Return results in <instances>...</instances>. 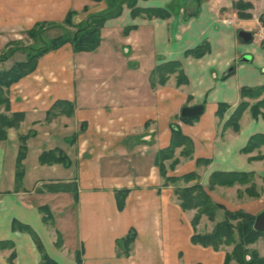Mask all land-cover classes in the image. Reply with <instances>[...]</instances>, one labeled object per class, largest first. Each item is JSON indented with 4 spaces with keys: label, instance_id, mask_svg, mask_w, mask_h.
Listing matches in <instances>:
<instances>
[{
    "label": "crops",
    "instance_id": "0c3cea01",
    "mask_svg": "<svg viewBox=\"0 0 264 264\" xmlns=\"http://www.w3.org/2000/svg\"><path fill=\"white\" fill-rule=\"evenodd\" d=\"M139 2L144 8H165L171 16L133 18L125 8L105 23L96 50L79 53L69 44L50 51L33 73L10 89V112L23 113L24 120L0 140V264L41 262L32 236L20 225L30 226L48 255L60 264H78L74 249L56 245V230L45 224L39 212L41 206L51 209L53 199L72 204L73 242L81 251L82 264L183 261L185 211L172 187L165 185L154 157L168 148L169 125L189 98L207 112L201 125L182 129L194 140L195 160L210 159L212 171L256 172L264 177V146L243 151L253 135H264V118L254 119L246 111L239 133L221 132L243 100L241 89L264 85V47L238 43L235 29L225 22L231 0ZM106 8L105 3L92 0H0V53L17 34L37 23L63 21L74 12V22L80 24ZM190 10L194 13L189 14ZM206 43L211 51L202 58L186 56ZM244 56L250 62L243 61ZM170 61L182 63L189 83L179 88L167 85L165 91L154 89L151 73ZM60 100L74 104L72 116L60 115L48 123V111ZM220 103L230 109L223 121H215L212 117ZM82 123L87 125L84 132ZM21 135L28 136L27 154L22 184L17 188L15 164ZM138 136L144 142L141 146L131 143ZM53 149L73 154L71 164H41V155ZM136 151L147 161L143 168L137 163ZM195 160L189 161L190 171ZM63 182L77 183V203L69 193L36 192L38 187ZM123 189L129 193L120 211L115 191ZM131 229L137 238L129 256H123L117 242ZM192 235L191 231L188 239L194 252L205 253L210 264L224 263L226 255L220 256L213 247L195 245Z\"/></svg>",
    "mask_w": 264,
    "mask_h": 264
},
{
    "label": "trees",
    "instance_id": "16d2710c",
    "mask_svg": "<svg viewBox=\"0 0 264 264\" xmlns=\"http://www.w3.org/2000/svg\"><path fill=\"white\" fill-rule=\"evenodd\" d=\"M96 1V0H95ZM109 8L102 13H96L89 16V21L86 24L79 28L78 30L81 32L89 31L87 36L83 38L80 36L68 37V39L62 38L61 36L52 39L49 44L50 46L45 45L42 48L38 49L37 51H33L30 55H27V59L22 62H18L11 67L9 70L0 71V106H4L7 111H11L10 107V99H9V89L19 82L22 78L26 77L27 75L33 73L38 67L39 60L46 55L47 52L58 50L59 48L63 47L66 44L71 43L73 48L76 52H93L96 50L101 44V35L102 29L105 26V23L108 20L116 19V17L120 16L123 13V7L118 9H114L112 2L109 3ZM129 8L131 9V16L133 18H137L140 16H146L149 19L152 18H169L171 15L166 9L152 7V8H143L138 7L137 4L128 3ZM73 12H69L68 16L66 17L67 24L72 23V15ZM94 20V21H92ZM44 26V23H37L33 30L28 32L29 34L33 35L36 31L37 27ZM130 29V28H129ZM211 51L208 44H203L200 47L195 49L189 50L186 53L187 57L193 56L195 58H202L205 54ZM179 73L178 84H187L188 78L186 74H184V70L182 68V63L180 61H170L166 62L165 64H160L154 68V71L151 73V86L154 87L156 83V78L158 75H161L162 80H160V84H165L170 76V74ZM264 94V85L263 87H251L247 88L244 87L241 89L240 96H242V101L237 106L234 114L229 119L228 123L225 124V128L231 126L234 128L236 132L240 130V118L243 113L250 108V105L245 99L251 98H259L262 97ZM218 115L221 116L223 111L227 109L225 104H220L218 108ZM75 110V106L73 103H70L65 100H60L54 104V106L48 111L47 116L48 119L50 117H55L60 114L72 116ZM252 115L255 119L259 116L264 118V97L260 104L251 107ZM23 113H13L12 116L9 118L4 114H0V140H5L8 135V131L13 128H19L21 123L24 120ZM185 122H192L189 120H184ZM28 136L21 135L19 137L20 146H19V154L17 158V172H16V183L17 188L21 187L23 176H24V165L23 161L26 157L27 151V141ZM247 146L243 149L245 153H250L254 151V149L264 146V135L263 134H255L253 135L249 141L247 142ZM184 147L183 150L184 155L186 157H190L193 154V143L192 140L183 132L173 126L171 132V139L168 148L159 150L156 154V163L155 165L159 167V171H161L162 177L165 179L166 183H175L177 180H185L186 182H191L196 179V175L194 173H187L184 174L182 178H175L169 177L168 171L165 170V162L173 158L175 151L178 148ZM262 159L264 157H261ZM66 154L63 151L58 149H53L48 152H44L40 157L41 164H62L66 162ZM203 160H198V163H201ZM205 163H209L210 160L204 161ZM253 176V173L247 172H236V171H218L213 173L210 176V184L211 187L214 186H231L234 183H241L245 182L246 177ZM38 194H42L45 192L48 193H70L72 194L73 198H75V202H78V193H79V186L77 183H51L49 185H44L42 187H38L36 189ZM129 193L128 189L123 190H116L115 197L117 199V207L120 211L124 210L127 195ZM175 194H177L180 200V206H182L183 210H196L198 211L196 218L193 220L192 224L195 227L201 216L209 217L211 220L216 219V212L222 205L215 204L210 195L204 191L200 184H195L191 187H183L177 188L175 190ZM39 212H41L44 217L43 220L45 224L53 225L54 215L49 206H41L39 207ZM228 218L225 222L217 225L214 229L212 234L202 236L199 234H194L191 237V241L195 245H202L204 247H213L215 250L218 249L222 243L226 244H234L236 243L234 240V233L237 231L238 235V242L234 247L233 253L227 254L223 264H228L231 261L236 260L238 263L244 264L242 262V256L244 255L243 248L248 245L257 242L259 237H264V234L256 232L253 225L255 222V217L252 215H248L246 213H230L228 212ZM233 220H240L237 225H232L231 222ZM15 225V224H14ZM17 226L15 225V228ZM19 228L22 231H25L32 236L35 244L37 245L39 252L41 253V262L39 264H60L57 260L53 259L48 255L45 248L43 247V243L40 240L39 236L35 233V231L27 225H20ZM137 238V232L134 229H131L129 233L125 236V238L121 239L117 242L119 249L122 251L123 256H129L132 246ZM57 242V246H60V240ZM78 264H82L81 253H78L76 256ZM246 264H264V258H261L257 255L254 256L250 261L246 262Z\"/></svg>",
    "mask_w": 264,
    "mask_h": 264
},
{
    "label": "rangeland",
    "instance_id": "374dc122",
    "mask_svg": "<svg viewBox=\"0 0 264 264\" xmlns=\"http://www.w3.org/2000/svg\"><path fill=\"white\" fill-rule=\"evenodd\" d=\"M92 1L96 3H99V2L105 3L107 5V8L105 10L109 8L110 1L112 2L114 9L123 7V11L125 10V8L127 9L129 8L128 3H132L135 5L137 4L139 8L143 7L140 4L139 0H96V1L92 0ZM143 1H149V0H143ZM194 1L197 4L200 3V0H194ZM231 4H232L231 8L228 11L229 14L227 15L228 18L226 19L225 22H228L229 24H231V26L235 29V32H236L235 36H236V40L238 41V43L243 44L245 46L255 45L258 47H264V40L259 38V36L256 35L260 33V30H262V28L264 29V21H263L264 19V0H231ZM129 10L131 12L130 8ZM193 13H194L193 10H190L189 14H193ZM75 16H76V13L72 15L71 17L72 23L69 25L67 24L66 18H65V20L63 21L45 22L44 26H40L36 28V31H34L35 33L33 35L29 34L28 32H30V30H33L34 27L22 34H17V35L15 34L16 35L15 37L17 39H14L13 41H11L9 45H7L6 49L0 53V71L9 70L16 63L25 61L27 59L26 57L27 55H30L33 51H37L38 49L42 48L45 45L50 46L51 44H49V42L54 38L61 36L62 38L68 39V37H74V36L75 37L80 36L82 38L84 36H87L89 31L83 32L81 30L80 32L78 29L83 27L86 24V22L89 21L90 18L87 17L88 19L80 22V24H76V22H74V20H76ZM143 17H146V16H143ZM240 30H244V31L249 30L250 32H252V34L254 35L253 40L250 41L249 43H245L244 41H242L240 37L237 35V32ZM69 44L72 45L71 43ZM69 44H66V45H69ZM98 61H100L99 58H98ZM179 75L180 74L178 72L174 74H170L165 84H160V80H162V77L161 75H158V77L156 78V83L154 87L153 86L151 87H153L154 89L156 87H159L160 91H165V89L167 88L166 87L167 85L168 87H170L171 85H175L178 88L181 85H187L189 83V80L187 84H178ZM10 89H9V99H10V92H11ZM263 97H264V94L262 97L249 99L250 101L248 102V104L250 105V108L247 109L246 111H250L252 118L254 117L251 112V107L260 104L263 100ZM220 104H223V103H220ZM192 105H201V104H194L192 99L189 98L188 102H186L182 107H185V106L192 107ZM10 107H11V100H10ZM229 107L230 106L228 105L227 109L222 112L223 114L219 116L217 113L219 110L218 109L219 106H218L217 108L218 110L216 111V114L212 118L215 121L217 120L223 121L225 115L228 113L230 109ZM234 112L235 111H233L232 114L228 117L226 123H228L229 119L234 114ZM0 114H4L5 116L10 118L13 113L10 111H7L5 107L1 105ZM205 114H207V112ZM205 114H203L199 118H196V119L193 118L192 120H189V119H184L181 117V110H180L177 116L175 117V119L173 120L174 122H171V124L169 125L170 131L172 132L173 126L179 128L182 132H183L182 130L183 128L197 126L198 124H200L201 122L207 119V115ZM60 115L55 116V117H50L49 119H47L48 120L47 122L48 123L51 122L52 120L59 117ZM243 115L240 118V123H239L240 129H241V122H242L241 119ZM258 118H261V117L259 116ZM184 120H189L192 122L188 123V122H185ZM147 124H150V123H147ZM225 124H223L222 130H221L223 134H225V132L228 131L229 129L232 130L233 132H236L234 128L231 126H229L228 128L227 127L225 128ZM81 126H82L81 132H84L87 128V125L82 123ZM236 133H239V131ZM183 134L185 133L183 132ZM187 136L192 140V143L194 146V140L189 135ZM131 143L132 144L136 143L140 146L144 144V142L140 140L139 136L136 137V139L133 138ZM143 149L144 148L142 147V149L140 150H143ZM183 150H185L184 147L178 148L175 151L173 158H170V160L164 163L165 170L168 171L169 177L172 176L175 178H182L184 174L192 172L196 175V179L191 182H186L185 180H177L175 181V183L171 182L167 184L165 179L163 178L164 183H166L165 185L168 187H172L175 193V190L177 188L191 187V186H194L195 184H200L202 188L204 189V191L210 195L212 201L215 204L222 205V207H220V209L217 210L216 216H215L216 219L214 221L211 220L209 217H206L203 215L201 216L198 224L195 227H193L192 222L196 218V215L198 213L197 209L196 210H184L185 211V214H184L185 225H184V228H182V234H181V236H185V241L184 242L181 241L182 242L181 247L183 251L182 254H184V259L183 261L181 262L179 261V262L182 264H197L198 262H200L198 264H201V263L210 264L208 261L206 262L205 255H204L205 253L201 252L203 254L201 255L198 252H194L195 250L194 245L189 241L190 239H188L189 235L191 234V231L193 235L199 234L202 236H206V235L212 234L215 230L214 228L217 225L227 220L228 216L226 215L228 212L243 213V214L246 213L256 218L257 214L261 212L262 210H264V177L254 172L253 176L245 178V182L243 184L237 182V183L232 184L231 186L219 185V186L211 187V184L209 181L210 176L213 173L222 171V170L212 171V169L210 168L212 164L210 159L198 158L197 160H195V158L193 157L195 153V146L193 149V154L190 157H186L183 153L184 152ZM135 155H137L135 157L136 160H138L137 163L141 166V168H143L146 165L147 161L141 160L140 157L144 155H141L140 151H136ZM69 156H71V159H73L72 158L73 154H66L67 163L65 162L62 163L63 166L65 167L69 166L68 164H71ZM190 160H193V161L195 160V167L192 171L189 170ZM198 160H203V161L201 163H198ZM206 160H210V162L205 163L204 161ZM154 162L156 163V159L154 160ZM51 165L52 164H50V166ZM122 165L124 164L122 163ZM123 168L125 167H122V168L120 167V169L119 168L118 169L123 170ZM178 170H180V173L178 172ZM187 170L190 172H186ZM176 171L178 174H175ZM247 173H252V172H247ZM160 174H161V171H160ZM52 194L56 195L60 193H52ZM52 194L50 193V196H52ZM179 203H180V200H179ZM71 206L72 204L68 203L67 205V202L63 203V200H55V199L51 200V211L54 215L53 225H51V227L57 232V235H58L57 242L59 240V237H61L60 239L61 241L59 244L60 246L58 247H63V246L66 247L67 245L68 247L74 249L76 251L75 252V258H76L78 253H81V251L78 250L77 246H75L76 244L73 242V239H74L73 228H74L75 222H74V214L72 212L74 210H72L73 207ZM239 222L240 220H233L231 224L237 225ZM234 240L236 242L234 244H226L223 242L222 245H220L218 249L215 251L218 252L220 256L233 253L232 251L234 250V247L239 241L237 231H235L234 233ZM57 242H56V245H57ZM209 248H212V247H209ZM243 251H244V255L242 256V262L244 264H246V262L254 258L255 255L261 258H264V237L261 236L258 238L257 242L246 245L243 248ZM179 262L178 261L172 262V264H179ZM228 264H241V263H238L236 260H234Z\"/></svg>",
    "mask_w": 264,
    "mask_h": 264
},
{
    "label": "water",
    "instance_id": "95a60500",
    "mask_svg": "<svg viewBox=\"0 0 264 264\" xmlns=\"http://www.w3.org/2000/svg\"><path fill=\"white\" fill-rule=\"evenodd\" d=\"M264 21V19H263ZM238 36L242 41L245 43H249L253 40L254 35L250 31H244L240 30L238 33ZM245 62H250L249 56H244L242 58ZM233 70V67L230 69V71ZM205 112V107L203 105H192V107L185 106L181 109V117L184 119L192 120L193 118H199L201 117ZM255 231L264 234V210L259 212L256 216L254 225H253Z\"/></svg>",
    "mask_w": 264,
    "mask_h": 264
},
{
    "label": "built area",
    "instance_id": "2783aa9c",
    "mask_svg": "<svg viewBox=\"0 0 264 264\" xmlns=\"http://www.w3.org/2000/svg\"><path fill=\"white\" fill-rule=\"evenodd\" d=\"M256 35L259 36V38L264 40V29L262 28V30H260V33Z\"/></svg>",
    "mask_w": 264,
    "mask_h": 264
}]
</instances>
